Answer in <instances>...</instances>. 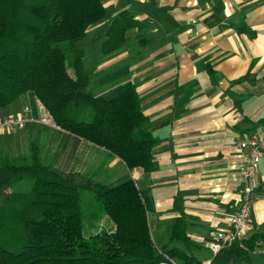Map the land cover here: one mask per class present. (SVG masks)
<instances>
[{
  "label": "crops",
  "instance_id": "obj_1",
  "mask_svg": "<svg viewBox=\"0 0 264 264\" xmlns=\"http://www.w3.org/2000/svg\"><path fill=\"white\" fill-rule=\"evenodd\" d=\"M102 1L110 17L128 10L140 25L126 32V48L104 58L94 55L88 69L100 85L135 84L148 128L158 139L153 171L144 178L141 169H127L89 141L41 124V105L29 93L0 111L8 115L28 105L31 117L23 129L0 132V146H21L25 133L27 142L33 139L51 151L54 165L64 171H93L101 158L106 173L100 175L109 184L131 178L148 190L147 221L155 246L184 255L160 264H210L214 253L208 241L229 226L239 205L246 151L238 142L264 134V0ZM140 32L141 47L135 39ZM132 42L140 50L131 54ZM109 64L114 68L101 69ZM256 178L245 238L264 232V153ZM181 219L189 246L170 239ZM106 223L103 217L101 224ZM230 264H264V241L246 259Z\"/></svg>",
  "mask_w": 264,
  "mask_h": 264
},
{
  "label": "trees",
  "instance_id": "obj_2",
  "mask_svg": "<svg viewBox=\"0 0 264 264\" xmlns=\"http://www.w3.org/2000/svg\"><path fill=\"white\" fill-rule=\"evenodd\" d=\"M108 13L102 0H0V111L29 93L57 127L148 178L158 139L135 84L112 83L96 92L86 67L83 42L96 25L103 29L97 40L102 57L126 48V32L140 25L128 10ZM135 39L144 45L142 32ZM42 151L33 139L13 155L0 146V264H160L184 257L155 246L148 190L131 178L111 185L100 169L64 171L51 158L44 162ZM170 239L190 245L183 219ZM258 241L264 232L220 249L210 264L244 260Z\"/></svg>",
  "mask_w": 264,
  "mask_h": 264
},
{
  "label": "built area",
  "instance_id": "obj_3",
  "mask_svg": "<svg viewBox=\"0 0 264 264\" xmlns=\"http://www.w3.org/2000/svg\"><path fill=\"white\" fill-rule=\"evenodd\" d=\"M30 107L24 105L20 110L8 115H0V132H12L23 129L27 122L31 121ZM41 119L39 121L48 126H55L50 114L40 106ZM238 147L246 153L241 164L240 171L244 177V185L240 191L239 206L237 211L229 218V226L214 233L208 241V248L215 254L220 249L245 238L247 223L249 220V208L251 197L258 181L256 178L257 166L264 153V134L249 135L238 142Z\"/></svg>",
  "mask_w": 264,
  "mask_h": 264
},
{
  "label": "rangeland",
  "instance_id": "obj_4",
  "mask_svg": "<svg viewBox=\"0 0 264 264\" xmlns=\"http://www.w3.org/2000/svg\"><path fill=\"white\" fill-rule=\"evenodd\" d=\"M108 15H109V13H108ZM91 32H94L95 34L91 37V39L90 40H87V41H85V42H83V45H85V47L87 48V59H86V67L88 68L89 67V65H90V59L92 58V57H94V55H98V56H100L101 58H104V57H102L101 56V54H99V48H100V42H98L97 40H102V38H103V29H102V24H98V25H96V27H94V29L91 31ZM97 41V42H96ZM95 45H96V48L94 49V47H95ZM138 50H140V48L139 47H137V46H134V44H133V42H132V46H131V48H130V52H131V54L133 53V52H135V51H138ZM123 63V61L122 62H119V63H117V65L116 66H118L119 64H122ZM136 64V63H135ZM137 65V64H136ZM112 67V69L114 68V66H112L111 64H109V65H105V66H102L101 67V69L102 68H109V67ZM105 69H103V71H104ZM93 77H94V79H95V84H96V87L94 88V90L96 91V92H99V91H103L104 89H105V87H107V85H108V83L106 82V83H104L103 85H100V78L99 77H97V74H94L93 75ZM39 119H41V115L39 114V117H38V121H39ZM40 122V121H39ZM41 123V122H40ZM41 124H43V123H41ZM43 125H45V124H43ZM24 140V141H21V146H18V147H14V148H9V150H8V152L11 154V155H13V154H17V153H20V152H22V151H24V149L26 148V142H27V139H26V135H25V133L24 134H22V137L20 138V140ZM41 157H42V159H43V161L45 162V161H47L49 158H51V159H53V157H52V155H51V151H48V150H43L42 151V153H41ZM103 158H104V156H103ZM95 161V160H94ZM104 161H106V160H104ZM102 162V160H101V158L100 159H98V160H96L95 162H93V164H92V167H94V169H97V168H99V167H101L100 166V163ZM99 165V166H98ZM56 166V165H55ZM98 166V167H97ZM93 169V170H94ZM91 170L92 169H88V172H91ZM102 170H105V167L104 166H102L101 167V171ZM102 173H106V172H103L102 171ZM243 176V175H242ZM100 177H103L102 175L100 176ZM99 177V178H100ZM243 180H244V177H243ZM243 185H244V181H243ZM18 188H21V187H18ZM240 197V196H239ZM253 199H254V192H253V194H252V197H251V200L253 201ZM239 206V205H238ZM152 230H153V228H151ZM180 264V263H179Z\"/></svg>",
  "mask_w": 264,
  "mask_h": 264
}]
</instances>
